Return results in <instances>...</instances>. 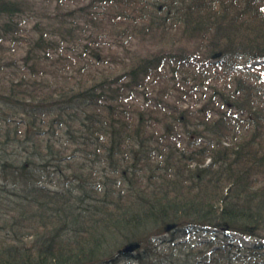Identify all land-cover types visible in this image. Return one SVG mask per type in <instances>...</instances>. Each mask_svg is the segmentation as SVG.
Listing matches in <instances>:
<instances>
[{
    "label": "trees",
    "instance_id": "obj_1",
    "mask_svg": "<svg viewBox=\"0 0 264 264\" xmlns=\"http://www.w3.org/2000/svg\"><path fill=\"white\" fill-rule=\"evenodd\" d=\"M258 60L264 0H0V264H264Z\"/></svg>",
    "mask_w": 264,
    "mask_h": 264
},
{
    "label": "rangeland",
    "instance_id": "obj_2",
    "mask_svg": "<svg viewBox=\"0 0 264 264\" xmlns=\"http://www.w3.org/2000/svg\"><path fill=\"white\" fill-rule=\"evenodd\" d=\"M70 2H71V4L73 5V6H75V5H78V4H80L81 2H83V0H70ZM42 7H48V4H43V5H41ZM50 8H52V6H49V8L48 9H50ZM46 9V8H45ZM253 67H255V69L256 70H262V71H264V61H256V62H254L253 63ZM236 239H243V238H241L240 236H236L235 237Z\"/></svg>",
    "mask_w": 264,
    "mask_h": 264
}]
</instances>
